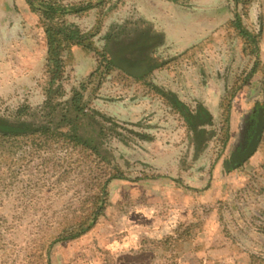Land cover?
Masks as SVG:
<instances>
[{"label": "rangeland", "instance_id": "obj_1", "mask_svg": "<svg viewBox=\"0 0 264 264\" xmlns=\"http://www.w3.org/2000/svg\"><path fill=\"white\" fill-rule=\"evenodd\" d=\"M64 21L92 43H62L65 94L84 81L91 105L153 137L113 142L111 164L59 140L3 156L0 264H264V0H0V110L43 101L47 29ZM142 31L150 45L130 48ZM120 46L148 70L110 65ZM161 88L211 113L188 167L189 125ZM117 170L94 225L50 246Z\"/></svg>", "mask_w": 264, "mask_h": 264}, {"label": "trees", "instance_id": "obj_2", "mask_svg": "<svg viewBox=\"0 0 264 264\" xmlns=\"http://www.w3.org/2000/svg\"><path fill=\"white\" fill-rule=\"evenodd\" d=\"M237 24L241 25L239 21ZM47 30L49 33L47 64L50 74L44 85L45 98L36 105L22 102L7 110H0V159L17 149H23L25 145L42 147L51 144L52 140H59L66 144L81 145L92 149L102 162L111 164L113 159L117 157L113 142L117 141L122 144L136 142L132 135L151 139L153 135L149 132H139L133 128H128L117 117L91 105V95L87 94L84 81H81L79 86L72 87L70 92L65 94L61 85L64 70L61 55L64 48L62 43L64 40L74 41L81 45L86 44L88 47L92 43L86 42V33H81V29L74 22L64 21ZM243 32L247 33V30ZM115 33L116 31L113 32L112 30L108 36L113 37L116 35ZM61 34L64 35L62 36L64 39L58 37ZM139 35L138 39L128 44L130 48L150 45V43H145L150 35L147 31H142ZM122 50L123 47L120 46L118 50L114 51L113 58L108 59L110 65L119 66L115 59H121ZM147 70V66H145L139 75ZM134 75H138V73ZM159 92L165 96L171 106L182 113L189 125V144L193 153L191 161L185 164L188 167L206 150L213 137V131L206 127L212 123L211 113L202 102L195 109H192L169 88H161ZM123 129L128 134L124 133ZM116 177L122 178L124 176L119 170L111 172L108 176L105 174V178L100 181V191L95 196L93 210L82 220L59 230L52 238L50 246L61 240L75 238L94 225L105 199L106 185L112 178Z\"/></svg>", "mask_w": 264, "mask_h": 264}, {"label": "water", "instance_id": "obj_3", "mask_svg": "<svg viewBox=\"0 0 264 264\" xmlns=\"http://www.w3.org/2000/svg\"><path fill=\"white\" fill-rule=\"evenodd\" d=\"M150 41L151 40H147L145 43H148ZM115 62L119 66H121L122 68H124L125 70H127L128 72L134 73V74L140 73V71H143L145 69V66H131L126 61L121 60L120 58H116L115 59ZM262 112H263V110L261 109L260 110V113H259V121H258L256 130H255V133H254V136H253V140L256 139L257 142H258V139L261 137V134H262V131H263V127H264V118H263V113ZM253 149H254V147H252L251 149H248L246 152H244L242 154L243 159H245L247 156H249V154H251V152L253 151Z\"/></svg>", "mask_w": 264, "mask_h": 264}, {"label": "flooded vegetation", "instance_id": "obj_4", "mask_svg": "<svg viewBox=\"0 0 264 264\" xmlns=\"http://www.w3.org/2000/svg\"><path fill=\"white\" fill-rule=\"evenodd\" d=\"M121 60H123V55H122V57H121ZM124 61H126V62L130 65L128 59H125Z\"/></svg>", "mask_w": 264, "mask_h": 264}]
</instances>
